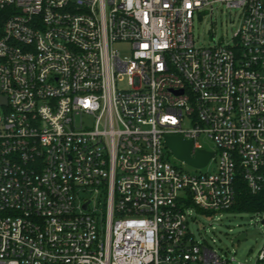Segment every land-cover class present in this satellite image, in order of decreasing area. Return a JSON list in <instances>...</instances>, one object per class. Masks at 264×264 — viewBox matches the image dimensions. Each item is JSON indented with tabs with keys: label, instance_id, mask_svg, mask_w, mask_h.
<instances>
[{
	"label": "built area",
	"instance_id": "2783aa9c",
	"mask_svg": "<svg viewBox=\"0 0 264 264\" xmlns=\"http://www.w3.org/2000/svg\"><path fill=\"white\" fill-rule=\"evenodd\" d=\"M218 2L232 40L195 45ZM238 177L264 191V0H0V264H230L188 219Z\"/></svg>",
	"mask_w": 264,
	"mask_h": 264
},
{
	"label": "rangeland",
	"instance_id": "374dc122",
	"mask_svg": "<svg viewBox=\"0 0 264 264\" xmlns=\"http://www.w3.org/2000/svg\"><path fill=\"white\" fill-rule=\"evenodd\" d=\"M192 35L197 46H204L213 43V39L218 42L231 41L234 32L240 22V9L228 7L225 3L218 2L214 5L211 16L210 9L195 12L193 15ZM115 47L122 54L131 51V42L117 41ZM205 148H211L213 142L207 137L199 138ZM174 165L182 166L185 170L198 171L193 166L182 164L178 159L170 157ZM217 160H212L207 167L200 169L207 171L214 169ZM194 213V212H193ZM195 218L188 219V228L196 237H204L209 245L217 249L230 258V264H264L257 258L258 250L264 240V222L260 216H254L247 211L224 210L220 215L204 216L194 213ZM262 215V214H260ZM244 230L247 232L245 238L238 241L232 239Z\"/></svg>",
	"mask_w": 264,
	"mask_h": 264
},
{
	"label": "water",
	"instance_id": "95a60500",
	"mask_svg": "<svg viewBox=\"0 0 264 264\" xmlns=\"http://www.w3.org/2000/svg\"><path fill=\"white\" fill-rule=\"evenodd\" d=\"M166 143L169 148L172 150L174 157H178L189 164L195 166H204L207 161L212 157L213 152L209 150L199 149L196 152V155L190 157L189 152L191 149L192 142L189 140L183 139L179 135H172L166 137ZM246 232L242 230L239 235L235 236L232 240L237 241L244 238Z\"/></svg>",
	"mask_w": 264,
	"mask_h": 264
},
{
	"label": "trees",
	"instance_id": "16d2710c",
	"mask_svg": "<svg viewBox=\"0 0 264 264\" xmlns=\"http://www.w3.org/2000/svg\"><path fill=\"white\" fill-rule=\"evenodd\" d=\"M235 186V202L230 207L231 211L264 209V191L251 192L240 177L236 179Z\"/></svg>",
	"mask_w": 264,
	"mask_h": 264
}]
</instances>
